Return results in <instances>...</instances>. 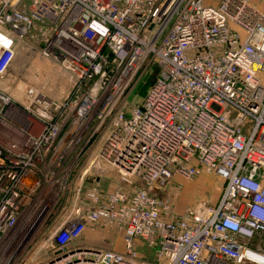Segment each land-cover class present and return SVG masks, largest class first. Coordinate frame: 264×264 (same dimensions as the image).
<instances>
[{"label": "built area", "instance_id": "obj_1", "mask_svg": "<svg viewBox=\"0 0 264 264\" xmlns=\"http://www.w3.org/2000/svg\"><path fill=\"white\" fill-rule=\"evenodd\" d=\"M22 44L61 96L12 69ZM205 172L218 199L179 212L172 187ZM106 228L123 251L85 236ZM0 264H264L260 6L0 0Z\"/></svg>", "mask_w": 264, "mask_h": 264}, {"label": "rangeland", "instance_id": "obj_2", "mask_svg": "<svg viewBox=\"0 0 264 264\" xmlns=\"http://www.w3.org/2000/svg\"><path fill=\"white\" fill-rule=\"evenodd\" d=\"M12 69L21 71V74L27 75L30 80L37 81L47 88H55L54 91L58 96H61V91L57 90L58 86L61 85V90L69 81L68 75L58 64L45 59L39 52L27 50L25 44L19 48ZM12 73L14 72L10 74ZM154 79L155 73L146 76L134 90L130 102L142 99ZM179 181L182 186L178 190L174 187L171 189V194H177L176 204L179 212L187 208H195L199 202H216L223 188V182L217 176L206 172L191 180L179 179ZM85 236L100 245L114 247L117 251H123L125 248L122 232L119 230L106 228L94 233L88 230ZM135 251L153 259L152 250L148 249V244L144 241H137Z\"/></svg>", "mask_w": 264, "mask_h": 264}, {"label": "crops", "instance_id": "obj_3", "mask_svg": "<svg viewBox=\"0 0 264 264\" xmlns=\"http://www.w3.org/2000/svg\"><path fill=\"white\" fill-rule=\"evenodd\" d=\"M264 11V0H253Z\"/></svg>", "mask_w": 264, "mask_h": 264}, {"label": "trees", "instance_id": "obj_4", "mask_svg": "<svg viewBox=\"0 0 264 264\" xmlns=\"http://www.w3.org/2000/svg\"><path fill=\"white\" fill-rule=\"evenodd\" d=\"M153 81H154V80H153ZM152 83H153V82H152ZM152 83H151V84H152ZM145 94H146V93H145Z\"/></svg>", "mask_w": 264, "mask_h": 264}]
</instances>
